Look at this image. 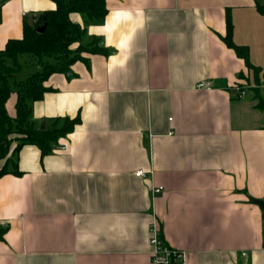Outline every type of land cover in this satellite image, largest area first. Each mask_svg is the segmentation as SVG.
<instances>
[{
  "label": "crops",
  "instance_id": "0c3cea01",
  "mask_svg": "<svg viewBox=\"0 0 264 264\" xmlns=\"http://www.w3.org/2000/svg\"><path fill=\"white\" fill-rule=\"evenodd\" d=\"M106 5L101 21L70 17L82 44L99 38L107 53L84 52L30 102L36 128L79 121L46 155L26 144L21 175L0 177V264H154V222L186 264H264V112L253 91L264 97V0ZM55 8L0 0V50ZM227 14L257 72L226 44ZM15 103L13 93V117Z\"/></svg>",
  "mask_w": 264,
  "mask_h": 264
},
{
  "label": "trees",
  "instance_id": "16d2710c",
  "mask_svg": "<svg viewBox=\"0 0 264 264\" xmlns=\"http://www.w3.org/2000/svg\"><path fill=\"white\" fill-rule=\"evenodd\" d=\"M56 8L40 13L32 22H25L23 37L10 39L4 50H0V177L6 174L21 172L15 155L26 144H34L40 149L41 155H46L52 146L63 135L74 128L79 117L66 119L62 128H36L30 121L31 101H39L49 88L45 81L55 72L69 74L70 65L82 59L76 51H72L71 44L79 42L82 48L90 53H107L101 45L100 39L84 45L81 43L85 32L84 27L73 21L71 13H80L88 22H98L108 13L106 0H53ZM261 11L263 9L259 7ZM227 31L224 38L226 44L235 49L242 57L247 67L257 72L249 59L247 46L233 42V24L231 16L227 14ZM36 20V21H34ZM46 24L42 32L38 27ZM28 55L43 68L39 72L29 75L24 80H17V74L22 70L21 58ZM9 61L12 62L10 66ZM255 91L254 106L264 112V97L259 88ZM15 94V114L8 113L7 105L12 94ZM4 229L0 227V238L4 236Z\"/></svg>",
  "mask_w": 264,
  "mask_h": 264
},
{
  "label": "built area",
  "instance_id": "2783aa9c",
  "mask_svg": "<svg viewBox=\"0 0 264 264\" xmlns=\"http://www.w3.org/2000/svg\"><path fill=\"white\" fill-rule=\"evenodd\" d=\"M209 86L210 83L208 81L198 85L199 88H205ZM136 174L138 176H142L144 175V172L138 171ZM154 192L158 193L160 192V189L156 188ZM150 230L152 233L150 238V245L152 246L150 255L154 264H186V252L181 249H175L166 244L162 239L161 230H159L156 222L153 223Z\"/></svg>",
  "mask_w": 264,
  "mask_h": 264
},
{
  "label": "rangeland",
  "instance_id": "374dc122",
  "mask_svg": "<svg viewBox=\"0 0 264 264\" xmlns=\"http://www.w3.org/2000/svg\"><path fill=\"white\" fill-rule=\"evenodd\" d=\"M84 45H88V44H84ZM70 48H72V51H76L77 55L82 56V54L85 51L82 46L80 45L79 42L73 43L71 44ZM34 57H29L28 55H23V57L21 58V63H22V70L17 74L16 78L17 80H24L25 78H27L30 74L37 72L36 69L37 68V63L35 61H32L31 59H33ZM36 59V58H34ZM10 66H12V62L9 61ZM13 67V66H12ZM40 68V67H39ZM41 69V68H40ZM39 69V70H40ZM39 72V71H38ZM42 125V124H41ZM41 127V126H40Z\"/></svg>",
  "mask_w": 264,
  "mask_h": 264
},
{
  "label": "water",
  "instance_id": "95a60500",
  "mask_svg": "<svg viewBox=\"0 0 264 264\" xmlns=\"http://www.w3.org/2000/svg\"><path fill=\"white\" fill-rule=\"evenodd\" d=\"M45 27H46V24H44V25L38 27V31H39V32H42V31L45 29ZM40 128H41L42 130L46 129V122H45V121H43V123H42V125H41ZM255 202L258 203V204L260 205V207L264 210V201H263V200H258V199H257V200H255Z\"/></svg>",
  "mask_w": 264,
  "mask_h": 264
}]
</instances>
